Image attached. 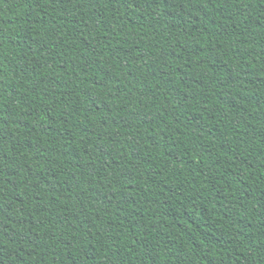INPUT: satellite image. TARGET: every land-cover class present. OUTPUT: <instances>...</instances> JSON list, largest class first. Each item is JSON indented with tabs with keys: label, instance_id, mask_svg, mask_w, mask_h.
<instances>
[{
	"label": "trees",
	"instance_id": "1",
	"mask_svg": "<svg viewBox=\"0 0 264 264\" xmlns=\"http://www.w3.org/2000/svg\"><path fill=\"white\" fill-rule=\"evenodd\" d=\"M0 264H264V0H0Z\"/></svg>",
	"mask_w": 264,
	"mask_h": 264
}]
</instances>
